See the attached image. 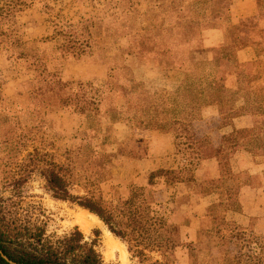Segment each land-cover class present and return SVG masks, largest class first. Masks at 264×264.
Here are the masks:
<instances>
[{
  "label": "rangeland",
  "instance_id": "374dc122",
  "mask_svg": "<svg viewBox=\"0 0 264 264\" xmlns=\"http://www.w3.org/2000/svg\"><path fill=\"white\" fill-rule=\"evenodd\" d=\"M199 2L200 0H33L28 8L16 13L14 28L20 39L25 41L27 51L40 57L44 67L55 71L62 79L90 83L91 89L87 90L86 95L100 99L96 108L84 110L72 105H55L45 99L33 101L24 99L25 96L23 99H14L17 105L12 104L10 111L19 114L20 133L27 139L33 138L27 142L21 156L35 146L40 151L48 152L56 161L67 164L70 158L75 160L74 163H69L73 172L78 176L85 175L88 180L95 177L100 164L106 173V180L98 185L101 196L107 201H115L120 191L118 186H123L118 184V124L124 125L123 132L127 130V134L140 127L135 121L138 113L133 114V109L126 108L124 103L129 97L133 100L136 96L128 95L124 98L123 92L133 90L130 85L139 84L140 89L136 88L134 91L143 94L145 103L149 102L153 106V102L164 99L172 92V89L162 86V81L172 77V74H168L169 67L161 61L159 55L167 37L169 13L170 10L185 6L194 10L203 8L204 5ZM227 8L228 4L223 3L218 19L207 15L200 21L197 31L216 24L227 25ZM84 18L90 19L85 24V31L80 27ZM53 23L70 30L74 35L80 31L89 42L88 52L77 59L64 55L62 35L56 32ZM142 36H148L149 42L141 48L147 52L140 53L136 51L138 48L135 44ZM205 55L203 50L195 58L210 60L204 58ZM21 63L16 56L0 50V99L15 96L34 77V71L20 66ZM214 83H217L215 78ZM223 96L228 102L236 99L235 92L227 91ZM159 110L150 108L148 115L160 118L169 112L166 110L158 114ZM251 111L255 113L256 110ZM199 116L200 112H197L192 121ZM192 121L189 122L190 125ZM150 127L155 128L154 125ZM165 130L171 129L164 127L161 131ZM198 130L202 132L205 128ZM198 138H205L204 142L213 148V137L210 139L205 134ZM100 152L103 153L102 158H99ZM75 155H83L79 159L81 162L76 161ZM127 155L132 156V153H126ZM3 161L0 158V196L7 197L8 190L1 186V177L6 170ZM195 161L199 163L198 160ZM196 166L191 165L192 169ZM188 183L196 192L192 182ZM87 189V183L84 184L81 179L78 184L71 186L74 194H82ZM22 190L21 207L26 209L21 211L22 215L31 214L44 221L46 234L60 236L76 227L84 240L97 238L104 264H138V259L130 256L125 244L109 233L102 222L96 220L97 216L74 203L53 199L37 174L28 178ZM154 193L155 191L152 194L153 201L159 203ZM162 205L171 209L173 220L181 224L178 232L183 245L190 239L195 241L199 232V255L184 246H178L170 256L172 264H264V235H255L249 229L242 230L235 222L225 220L222 213L225 205L210 207L200 219L198 227L191 230L185 229L189 226L190 217L184 210L185 205L181 203V199H171L170 203ZM82 215L91 222L86 229H82L76 219ZM108 241H111L112 246L107 245ZM149 255L152 259H159L156 253Z\"/></svg>",
  "mask_w": 264,
  "mask_h": 264
},
{
  "label": "trees",
  "instance_id": "16d2710c",
  "mask_svg": "<svg viewBox=\"0 0 264 264\" xmlns=\"http://www.w3.org/2000/svg\"><path fill=\"white\" fill-rule=\"evenodd\" d=\"M32 1L0 0V50L16 56L22 62L20 66L32 69L35 73L29 85L11 97L13 99L10 97L0 99V158L4 160L3 166L6 168L1 177V186L8 190L7 197L0 196V264H104L97 238L84 240L76 227L60 236L46 234L44 221L32 217L31 214L22 215L21 211H26L21 207L22 187L34 173L42 179L44 189L53 199L74 203L97 216L108 232L125 244L130 256L138 259V264H172L170 256L178 246H184L199 255L200 247L197 245L199 232L195 241L190 239L183 245L178 232L181 224L173 220L171 209L153 201L152 194L154 184L160 181L170 184L185 180L195 185L192 173V167L197 165L195 160L216 156L220 152L219 148H211L206 144L205 138L196 137L189 122L203 107L227 102L223 96L226 91L214 83L217 72L215 59L197 60L195 55L207 48L204 46L200 31H197L200 21L207 15L218 19L217 15L221 13L223 3L228 4L229 8L232 0H200L203 8L194 10L185 6L178 10H170L167 37L164 49L159 55L161 61L169 67L168 74H172V77L169 76L162 81V86L172 89V92L164 99L153 102L154 106L149 102L145 103L144 95L137 90L134 91L136 88L140 89L139 84L130 85L133 90L123 93L124 98L128 95L136 96L133 100L128 98L131 103L128 99L124 103L126 108L133 109V114L138 113L135 121L139 128L159 131L164 127L171 129L164 132H171L174 136L176 169L150 172L148 186L133 182L118 186L119 195L113 202L101 196L98 185L106 180V173L100 164L97 166V172L95 171V177L88 180L85 175L78 176L73 172L69 163H74L75 160L72 161L70 158L67 164L56 161L48 152L40 151L35 146L21 156L27 142L33 138L27 139L20 133L19 114L10 111L11 105L16 104L14 99H23V96L24 99L33 101L45 99L55 105H72L82 110L96 108L100 101L99 98L86 95L87 90L91 89L90 83L62 79L55 71L47 70L40 57L27 51L25 41L18 36L14 23L16 13L28 8ZM255 3L257 12L240 21V25L249 30L257 29L260 17L264 16V0H255ZM89 20V18L81 20L82 30H86L85 24ZM53 24L56 32L62 35L64 55L77 59L84 52H88L89 42L80 31L74 35L70 30L62 29L57 23ZM222 26L227 30L228 24ZM148 42L149 37L142 36L135 44L138 48L136 51L145 52L146 49L141 48ZM150 108L154 110L159 108L158 114L166 110L169 112L163 117L152 118L148 115ZM225 111L222 118L232 114L226 109ZM151 125L155 128H151ZM258 137L255 130H240L236 131L234 139L223 137V140L232 147L243 142L237 143L236 138H244L247 142L242 145L254 152ZM177 139L181 141L176 142ZM99 154V158H102L103 153ZM81 157L83 155H75L76 161L78 162ZM219 157L224 159L225 155ZM80 179L84 184L87 183L89 189L82 194H74L71 192V186L78 184ZM230 207L235 208L234 205ZM209 209L210 207L206 213ZM151 253H156L159 259H152L149 255Z\"/></svg>",
  "mask_w": 264,
  "mask_h": 264
},
{
  "label": "crops",
  "instance_id": "0c3cea01",
  "mask_svg": "<svg viewBox=\"0 0 264 264\" xmlns=\"http://www.w3.org/2000/svg\"><path fill=\"white\" fill-rule=\"evenodd\" d=\"M257 10L255 0H232L227 30L216 24L200 31L207 47L204 58H214L217 65L216 85L223 91L235 92L236 99L221 105H207L199 118L192 121L195 136L206 134L214 138L213 148L220 149L216 156L200 160L192 169L195 179L192 186L197 191L185 180L154 184V197L159 203L167 204L177 198L184 203L190 217L186 230L197 228L209 207L225 205L229 208L233 204L234 209L225 208L222 212L224 219L255 235H264V16L260 17L255 30L240 25L241 20ZM225 109L232 114L222 118ZM123 128L124 125L118 124V184L133 182L148 186L150 172L176 169L172 133L138 128L127 134ZM199 128L205 130L200 132ZM240 130L258 132L254 152L243 146L247 142L244 138H236L237 143L243 141V145L229 147L224 142L223 137L234 139L236 131Z\"/></svg>",
  "mask_w": 264,
  "mask_h": 264
},
{
  "label": "bare ground",
  "instance_id": "6f19581e",
  "mask_svg": "<svg viewBox=\"0 0 264 264\" xmlns=\"http://www.w3.org/2000/svg\"><path fill=\"white\" fill-rule=\"evenodd\" d=\"M76 219H77L78 224L82 227V229H86L91 224V222L88 221V219L85 218L83 215L82 216H78ZM96 220L99 223H101V221L98 218ZM107 245L108 246H112L111 241H108Z\"/></svg>",
  "mask_w": 264,
  "mask_h": 264
}]
</instances>
